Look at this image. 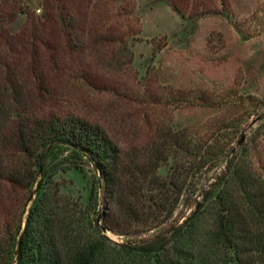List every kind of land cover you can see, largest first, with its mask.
<instances>
[{
    "label": "rangeland",
    "instance_id": "rangeland-1",
    "mask_svg": "<svg viewBox=\"0 0 264 264\" xmlns=\"http://www.w3.org/2000/svg\"><path fill=\"white\" fill-rule=\"evenodd\" d=\"M41 1L24 0L37 15L43 14ZM196 1L201 4L207 0ZM215 1L219 14L190 19L182 18L161 0H135V16L142 24L141 41L130 40L121 49L133 54L132 63L124 65L123 55L116 72L106 78L96 75L103 87L106 83H120L129 96L125 92L116 96L97 84L91 87L90 83L78 81L76 72L72 75L66 69L58 89L63 96L50 102L32 86L28 73L21 76L25 97L37 111L70 107L105 123L123 149L145 153L153 141L161 142L168 158L155 176L151 173L155 182L137 185L144 198L131 197L129 185L123 181L122 193L106 199L100 189L96 200L91 198L96 179L91 165H85L83 171L48 166L36 176L23 220L32 203L46 191V203L58 207L69 229L73 228L80 238L100 239L96 223L101 225L103 213L122 220L118 202L132 198L142 215L133 233H102L112 257H122L117 244L137 245L164 235L168 227L175 225L191 228L186 248L208 257L206 264H264V256L259 253L236 252L211 239L218 208L215 202L205 201L206 192L214 191V199L223 189L233 203L242 207L248 204L234 172L235 167L250 162L254 153L251 147L264 144V0H225L222 12L220 0ZM28 19L27 14H21L9 24L12 43L20 41ZM76 61L71 66L80 70L89 64L96 68L98 65V60L89 55L88 59ZM19 115L25 114L15 112L14 118ZM215 144H222L227 151L212 161L210 146ZM147 160L141 155V165H146ZM30 164L25 163V167H32ZM260 172L264 182V170ZM262 190L257 183L249 188V194L264 199ZM18 196L3 184L0 208L19 206ZM193 215L197 219L191 223Z\"/></svg>",
    "mask_w": 264,
    "mask_h": 264
},
{
    "label": "trees",
    "instance_id": "trees-1",
    "mask_svg": "<svg viewBox=\"0 0 264 264\" xmlns=\"http://www.w3.org/2000/svg\"><path fill=\"white\" fill-rule=\"evenodd\" d=\"M161 1L182 18L219 14L215 0L201 4L196 0ZM220 3L222 12L225 0ZM41 6L43 14L37 15L24 0H0V187L7 184L19 195L17 202L21 199V204L13 210L12 205L0 208V264H206L208 257L186 248V240L192 236L191 228L175 225L168 227L164 235L137 245L117 244L122 257L109 255L107 239L102 233L110 231L126 236L133 233L139 222V209L132 198L118 202L122 220L103 213L101 225L96 223L100 239L80 238L73 228L69 229L58 207L46 203V191L32 203L23 220L36 176L48 166L83 171L85 165H91L96 172L91 198L96 200L100 189L106 199L122 193L123 181L129 185L131 197L144 198L137 185L155 182L153 174L168 160L161 142L153 141L145 151L147 156L140 150L123 149L105 123L70 107L37 111L29 105L25 87L19 81L28 73V80L40 95L55 102L63 96L58 89L65 79V70L69 69L72 75L76 72L78 81L90 83L91 87L97 84L122 96L126 91L123 85L106 83L103 87L96 81V75L106 78L107 74L116 72L123 55L124 65L132 63L133 54L123 53L121 49L130 40L141 41L142 24L135 16V0H42ZM21 14H27L29 19L20 41L14 44L9 40L8 26ZM88 55L98 60L99 69L93 64L81 70L72 68V63L88 59ZM124 94L129 96L127 92ZM20 111L27 117L14 118L15 112ZM166 136L170 135L166 133ZM210 148L212 161L227 151L222 144ZM251 149L254 153L250 162L235 167L234 172L248 204L242 207L236 201L233 203L223 189L214 199V191L206 192L205 201L215 202L218 208L211 233L215 243L236 252L251 250L264 256V199L249 194V188L260 183L264 195V182L260 178V171L264 170V144L257 143ZM141 155L148 159L146 165H141ZM25 163H31L32 167H25ZM246 173L249 176H244ZM196 219L193 215L189 221L194 223Z\"/></svg>",
    "mask_w": 264,
    "mask_h": 264
}]
</instances>
